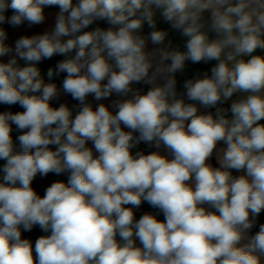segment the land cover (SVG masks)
I'll return each mask as SVG.
<instances>
[{"label": "clouds", "instance_id": "clouds-1", "mask_svg": "<svg viewBox=\"0 0 264 264\" xmlns=\"http://www.w3.org/2000/svg\"><path fill=\"white\" fill-rule=\"evenodd\" d=\"M0 104V264H264V0H0Z\"/></svg>", "mask_w": 264, "mask_h": 264}, {"label": "trees", "instance_id": "trees-1", "mask_svg": "<svg viewBox=\"0 0 264 264\" xmlns=\"http://www.w3.org/2000/svg\"><path fill=\"white\" fill-rule=\"evenodd\" d=\"M47 8H49L50 10L58 9L57 6H51V7H47ZM7 14L11 15L12 14L11 10H9V12ZM101 26H106V25L102 24ZM159 26L162 27V28H167L168 27V25L164 24L163 22H161ZM8 28H9V25L5 24V30L6 31H7ZM147 31H148V29H147V27H145V32L147 33ZM172 38H173V41H174V46L176 44H181L182 45V40H181V38L178 35L174 34V36ZM64 58L65 57H63V56L57 55V56H54L53 58H51L49 60L41 61L37 65V67L41 71V76L45 80L46 83L47 82H54V83H56L57 85H59L62 88V81L64 79L65 74L61 73L59 76H54L52 78V80L49 81V78L47 76V72H48L49 68L55 69L56 64L59 61H61L62 59H64ZM24 64H25L24 61L20 63L21 66H24ZM211 66H212L211 64H203V63H201V64H192L191 62H187L184 71L179 72V73L176 74L177 75V81H178V85H177L178 92H182L183 91V82L186 79L192 78L198 72L202 73L203 71L209 70ZM144 90L146 91L147 88L145 87ZM66 95L69 97V99L72 102V105L69 106V108L72 109L73 116H74L75 113L79 109V102L74 100L70 95H68V94H66ZM89 102L92 103L93 107H94V100L92 98H90V97H89ZM52 105H53V107H58L59 106V104H55V103H52ZM227 106L228 105L226 104L225 107H227ZM5 111H11V112L15 113V112H18V111H23V108L19 104H16V105H2V104H0V112H5ZM211 111H214V109H212ZM13 127H14V131H13L12 135H13V138L15 140V137L18 136L19 133L17 131H15V126H13ZM53 149H54V146H53ZM141 150H143L145 153H148L150 151H153V147H150V146L142 143ZM63 174L67 175L68 173L65 172ZM234 174H237V173H234ZM57 176H58L57 174L50 173V174H48L47 177L56 179ZM67 179H68V177L66 176L63 181L65 183H67ZM33 187L37 190V192L41 196L44 194V190L46 189L44 186H42L40 183H37V182H33ZM144 213L154 214V215L157 216L158 219L163 220L162 213H160L158 209H155V208L151 207L147 202H143L142 205L140 206V208L136 211L137 219H139V217L142 214H144ZM259 222L260 223H264V213L261 214V216L259 218ZM256 230H258V227L256 229H253V231H256ZM45 234L46 233L42 232V230L38 226H35L31 231L23 232L22 236H23V238L30 239L33 242V244H34L35 240L39 236L45 235Z\"/></svg>", "mask_w": 264, "mask_h": 264}, {"label": "crops", "instance_id": "crops-1", "mask_svg": "<svg viewBox=\"0 0 264 264\" xmlns=\"http://www.w3.org/2000/svg\"><path fill=\"white\" fill-rule=\"evenodd\" d=\"M58 10L59 9L50 10L49 8H46L45 12H46V15H47L48 19L46 20L45 24H43V25H36V26H32L31 28L27 26V23H25L24 25H22V26H20L18 28H13L12 26L9 25V28L7 29L8 37H9L7 42L9 44H14L15 40L17 38H19L20 36H22V35H32V34L43 32L46 29H49L54 23V17H55V14L58 12ZM3 27L5 28V24L3 25ZM4 59L6 60L7 57H5ZM21 62H23V60H20L19 64ZM57 87L61 89V92H60V95L56 99H54L52 101V103L59 104V105L60 104H66L68 106H71L72 102L69 99V97L65 93H63L62 88L59 85H57ZM90 98H92V97H90ZM234 98H235V96H234ZM112 99H116V97L113 96L112 98H110L108 100H103V101H95L94 100V107L98 103H101V102L110 105ZM89 147H91V143H89ZM139 148L141 150L142 144L139 146ZM156 150L157 149H155L153 147V151H156ZM159 151H161L162 154H167L166 150H164L163 148L159 149ZM211 162L215 165L216 164L215 158H213V160ZM3 163H4V161H0V166H2ZM0 175H2V174H0ZM56 180H57V178L53 179V178H49L47 176L46 177H39L38 176L34 180V182L40 183L42 186L47 188L48 186H50L51 183L56 182Z\"/></svg>", "mask_w": 264, "mask_h": 264}, {"label": "rangeland", "instance_id": "rangeland-1", "mask_svg": "<svg viewBox=\"0 0 264 264\" xmlns=\"http://www.w3.org/2000/svg\"><path fill=\"white\" fill-rule=\"evenodd\" d=\"M236 98V97H235ZM234 97H233V99H235ZM66 177V175L65 174H59L58 176H57V180L56 181H63L64 180V178ZM67 177H68V175H67ZM64 182V181H63Z\"/></svg>", "mask_w": 264, "mask_h": 264}]
</instances>
